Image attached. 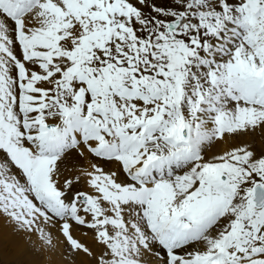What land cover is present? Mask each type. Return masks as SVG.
<instances>
[{
	"label": "snow or ice",
	"instance_id": "6c2138e0",
	"mask_svg": "<svg viewBox=\"0 0 264 264\" xmlns=\"http://www.w3.org/2000/svg\"><path fill=\"white\" fill-rule=\"evenodd\" d=\"M0 221L64 264H264V0H0Z\"/></svg>",
	"mask_w": 264,
	"mask_h": 264
},
{
	"label": "bare ground",
	"instance_id": "6f19581e",
	"mask_svg": "<svg viewBox=\"0 0 264 264\" xmlns=\"http://www.w3.org/2000/svg\"><path fill=\"white\" fill-rule=\"evenodd\" d=\"M257 144L260 143L257 138ZM72 164H79L90 169L91 158L77 159L69 162V167ZM75 174V173H69ZM59 243V241H54ZM62 246L51 252L44 251L43 253H35L29 247L23 238V234H15L11 226L5 225L0 221V259L5 264H18L20 261L35 262V264H64L57 252H62ZM10 262V263H9ZM1 263V261H0Z\"/></svg>",
	"mask_w": 264,
	"mask_h": 264
},
{
	"label": "rangeland",
	"instance_id": "374dc122",
	"mask_svg": "<svg viewBox=\"0 0 264 264\" xmlns=\"http://www.w3.org/2000/svg\"><path fill=\"white\" fill-rule=\"evenodd\" d=\"M0 261H1L0 264H5V262H4L2 259H0ZM9 263H10V262H9ZM12 264H13V262H12Z\"/></svg>",
	"mask_w": 264,
	"mask_h": 264
}]
</instances>
